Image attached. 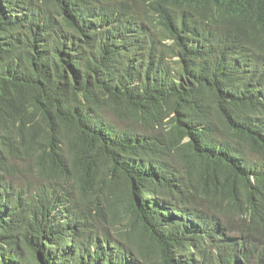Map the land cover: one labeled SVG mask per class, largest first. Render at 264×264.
<instances>
[{"label":"trees","instance_id":"trees-1","mask_svg":"<svg viewBox=\"0 0 264 264\" xmlns=\"http://www.w3.org/2000/svg\"><path fill=\"white\" fill-rule=\"evenodd\" d=\"M0 264H264V0H0Z\"/></svg>","mask_w":264,"mask_h":264},{"label":"rangeland","instance_id":"rangeland-1","mask_svg":"<svg viewBox=\"0 0 264 264\" xmlns=\"http://www.w3.org/2000/svg\"><path fill=\"white\" fill-rule=\"evenodd\" d=\"M22 175L20 176V180L24 183V182H30L33 183L35 178L32 174H30L28 171H26L24 168H22ZM36 182V180H35Z\"/></svg>","mask_w":264,"mask_h":264}]
</instances>
